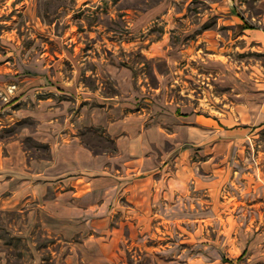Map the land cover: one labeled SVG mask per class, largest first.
<instances>
[{"label": "rangeland", "instance_id": "rangeland-1", "mask_svg": "<svg viewBox=\"0 0 264 264\" xmlns=\"http://www.w3.org/2000/svg\"><path fill=\"white\" fill-rule=\"evenodd\" d=\"M115 106L210 117V168L149 176L166 137L134 157L67 128ZM73 137L104 169L0 209V264H264V0H0L3 154L41 166Z\"/></svg>", "mask_w": 264, "mask_h": 264}, {"label": "crops", "instance_id": "crops-1", "mask_svg": "<svg viewBox=\"0 0 264 264\" xmlns=\"http://www.w3.org/2000/svg\"><path fill=\"white\" fill-rule=\"evenodd\" d=\"M80 113L83 115L78 117L76 123L68 118L67 121H70L68 123L70 126L67 128H72V126H75V128L97 127L104 131L109 140L115 141L117 150L127 151L128 154L130 153L134 157L157 156L156 149L163 145L160 141L165 137L170 140L174 146L171 151H165L163 155H171L173 159L176 157L175 162L167 163V160H164L156 168V171L150 173L149 176L163 174L162 179H165L164 176L172 175L173 168L178 167L179 171L176 173L177 177H175V182H177L184 181L186 177V180L191 178L190 176H193L196 172V166L200 170L201 166L207 169L210 168V150L212 149L214 152V146L210 147V131H212L210 129V117H204L197 113H179V111L177 115L166 111L155 114H148L145 111L128 112L123 107L118 106L108 111L95 110L92 114H88L86 108H82ZM167 115H169V119ZM183 134L190 138L192 144L196 143L193 144V148L176 147V145L182 144L181 135ZM71 139L68 138L67 142L59 147L51 143L52 156L41 166L39 162L32 160L28 164L27 158H25V162L22 160L23 158H18L17 163H12L14 157L4 155V148H0V209H6L7 206H15L19 203L22 204L28 199L37 197L40 189H52L55 185L50 181L55 179L54 175L69 171L79 172L83 169H104L106 162L103 161L102 155H93L82 144L80 138L73 137ZM48 142L50 141L48 140ZM12 147L16 148L15 143L12 144ZM196 153L199 154L198 158L200 159L194 161L191 166L182 163L187 160V157ZM86 159H88L89 164H86ZM141 160L143 159L136 158L134 160L139 167ZM63 165L64 169L59 168ZM137 170L138 172L141 171L139 168ZM45 171H49L48 174H50L48 175L50 177L46 176V180L50 179L49 181L45 180L46 184L41 179V175L45 174ZM154 181L156 183L157 179H154ZM59 184L61 186H63L62 184H70V179L63 178Z\"/></svg>", "mask_w": 264, "mask_h": 264}]
</instances>
